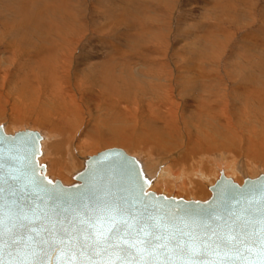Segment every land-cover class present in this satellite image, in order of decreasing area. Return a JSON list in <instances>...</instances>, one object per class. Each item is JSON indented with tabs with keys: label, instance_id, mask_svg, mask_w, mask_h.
Instances as JSON below:
<instances>
[{
	"label": "bare ground",
	"instance_id": "bare-ground-1",
	"mask_svg": "<svg viewBox=\"0 0 264 264\" xmlns=\"http://www.w3.org/2000/svg\"><path fill=\"white\" fill-rule=\"evenodd\" d=\"M133 2L134 10L120 11L135 12L129 15L131 24L140 21L131 25V32L127 31V36L133 35L130 40H145L134 48L143 56L139 61L127 45L118 48L117 44L110 46L100 40L97 43L98 39L79 49L80 40L86 36L85 24L81 25L87 17L83 0L1 3L4 12L0 11V55L4 58L0 57V119L7 125H17L25 117V110L36 114L35 123L48 127L47 132L38 129L42 135L39 161L46 165V173L52 179L65 173L73 182L72 174L79 170L75 167L80 161L74 155L67 164L53 160L50 155H56L58 143L50 139L57 135L52 133L55 130L88 151H94L92 146L114 144L128 154L145 153L147 160L154 161L152 156L156 158V154L167 157L164 168L158 172L155 167L163 160H155L157 165L147 166L152 170L147 173L146 161L136 156L138 153L132 154L152 179L149 189L167 196L204 200L220 171L238 183L247 176L245 168L260 171L257 165H264V39L254 33L246 34L235 46L239 51L233 50L238 60L226 64L233 74L225 71L221 76L217 66L220 61L216 64L213 60L217 52L212 47L221 45L222 49L231 36H226L222 19L210 23L209 16V24L205 19L191 25L187 33L179 29L178 41L187 36L194 44L210 49L195 46L183 50V54H191L182 59L187 63L181 69L180 59L175 62L170 60L171 53L166 56L170 51L166 32L169 28L162 5H169L171 0ZM215 8L211 5L210 9ZM148 10L154 22H149ZM212 13L215 17L216 12ZM110 17L109 12H101V26L110 24ZM115 25L120 26L118 22ZM142 28L144 36L140 35ZM112 35L117 38L118 32L114 29ZM249 39L255 50L252 45L247 46ZM123 58L128 60L124 62ZM248 102L251 112L244 108ZM74 151L78 154V150ZM89 155L83 157L82 164ZM43 157L47 161L42 162ZM60 178L57 179L63 183H71L66 176L67 182Z\"/></svg>",
	"mask_w": 264,
	"mask_h": 264
},
{
	"label": "water",
	"instance_id": "water-1",
	"mask_svg": "<svg viewBox=\"0 0 264 264\" xmlns=\"http://www.w3.org/2000/svg\"><path fill=\"white\" fill-rule=\"evenodd\" d=\"M42 135L37 130L25 129L13 134L6 133L0 125V205L5 203L8 191L17 193V201L23 197L25 202L37 200L32 187L26 180H34L37 186H43L42 200L37 202L47 209L53 206L59 210L76 207L84 198L91 202L111 199L127 206L131 211L171 215L189 219L185 213L201 209H219L227 204L229 210L243 213L240 219L231 217L239 226L247 220L260 218L262 205L258 199L259 189L264 185V172L243 178L241 183L226 177L221 171L219 177L210 186V195L204 200L185 199L167 196L149 189L152 179L145 173L140 160L123 149L112 147L103 149L83 160L82 167L72 174L73 182L63 183L52 179L46 173V165L40 163ZM243 191L246 198L241 200ZM65 224L72 214H63ZM227 219L228 217L225 216ZM54 219L59 220L56 216ZM167 229L155 230L149 239L150 246L134 245L136 237L125 236L128 243L106 248L94 246L95 234L88 230V240L83 233H73L74 241L56 243L53 232L61 231L59 223L53 226L51 220H34L32 227L36 232H23L17 247L0 244V255L6 262L18 259L35 258L39 264H87L95 261L103 264H207L221 258L225 264H259L260 244L256 229L259 225H250L242 231L232 233L235 240L231 243H219L221 233L201 231L186 227L178 221H169ZM71 230V226H69ZM139 229H137L138 231ZM47 241L42 243L41 241ZM115 244V241H109Z\"/></svg>",
	"mask_w": 264,
	"mask_h": 264
},
{
	"label": "rangeland",
	"instance_id": "rangeland-1",
	"mask_svg": "<svg viewBox=\"0 0 264 264\" xmlns=\"http://www.w3.org/2000/svg\"><path fill=\"white\" fill-rule=\"evenodd\" d=\"M83 2L85 3V4L83 3L84 4L83 5L84 10L83 11H86L87 17H85V20L83 18L84 23L81 25L85 24L83 27L84 28L83 31H86L85 32L86 36L83 37L82 40H80L81 42L79 44V47H80L79 49H81L82 46L86 45L88 42L91 44H95L96 40L98 39L97 43L100 40L101 42H103L105 44H110V46L112 44H117L118 48H124L127 45V47L129 49H131V51L133 50V53H134L133 57H139L138 61L141 59V57H143L141 55V52L137 51V53H136V49H134V48H135V45H142V43L145 40L142 39L141 41L136 42L134 40H130V38H132L133 35L127 36L128 35L127 31L129 30L128 32H131V30H132L131 25L139 24L140 21L136 20L135 23L131 24L130 19L132 17L130 18L129 15L132 13L135 15V12H132V13L128 12L127 13L124 11H120V9H123V8H133L131 10H134L135 7H134L133 0H83ZM219 2H221V3L219 4ZM1 3L4 4L5 0L0 1V11L4 12V9L2 8L3 4H1ZM126 3H128V7H125ZM216 3H218V4L215 5ZM211 5H214L217 8H215V10H211L210 9ZM220 5H221V7H220ZM162 9H164V11L166 12V14H165V18L167 20L166 27L169 28V29H167L166 32L167 33L169 32L167 40H168V43L170 45L168 47L169 48L168 50H170V51L166 54V56L169 57L170 53H171L170 60H172V61L174 60L176 62L177 58L180 59L181 64L178 62L177 63L181 69L184 68L185 64L187 63L186 59L184 61H182V59L186 55L191 54L190 51H189V53L183 54V50H186L189 47L199 46L198 45L199 43L197 45L194 44L193 42L189 41V39H187V36H185V38H182L178 41V39H177L178 31H179V29L186 30V33H187L188 32L187 30L189 28H191V25H194L195 23L198 24V22H203L205 19H207V20H205L207 24H209V22L210 23L211 22L216 23V21L218 22L219 19H222V24H224L226 26V36L227 37L231 36L229 43L225 44L222 49L220 48L221 45H220V47H218V46L212 47V49H216V52H217L213 55V57H214L213 60L215 61L216 64H218L217 62L220 61V63L217 66H218V70L220 71L219 75H221V76L222 75L224 76L225 71H227L228 74H233V73H231L232 72L231 67L226 69V64L228 62L238 60L237 58H239V57L234 55L233 50L236 49L235 46L236 45L238 46V44H240V40H242V38L244 39V36L246 34L254 33L255 36H258V39H264V0H220V1L219 0H171V3L169 5L167 3H164L162 5ZM44 10L48 11V9H44ZM75 12H78V11L75 10ZM101 12H109L111 14V17L108 20L110 24H105V25L101 26V22L104 21V19L102 18L101 22H100L99 17H100ZM212 12L217 13V14L215 13V15H216L215 17H214ZM19 13H21V12H19ZM25 13L29 14L28 12H25ZM46 13H48V12H46ZM92 13H95V15L92 16ZM146 13L148 14V16L150 18L149 22H151V21L154 22L155 18L151 15V12L149 11ZM52 14H55V12H53ZM150 15H151V17H150ZM29 16H30V14H29ZM227 16H229L231 18H229ZM208 17L211 19L209 22H208ZM143 19H144V17L142 18V20ZM117 22L120 24L119 27H117V25H115V23H117ZM110 25H112V26L110 27ZM143 27L146 29L145 25ZM144 28H142L140 35L142 34L144 36V32H145ZM114 29L118 32V36L116 35L117 38L112 35V31ZM141 37L142 36H140V38ZM2 38L3 37L0 36V42L3 41ZM248 38H249V35H248ZM195 40H197V39L194 38V41ZM252 41L253 40L249 39V41L247 42V46L252 45L251 44ZM195 42L197 43L198 41H195ZM161 43L164 44V41H161ZM183 43H184V45H183ZM130 45H132V46H130ZM174 45H176L175 48H174ZM243 45L244 44H242L241 46H243ZM199 47H200V49H203V50H205L207 48V47H204V44L200 45ZM255 49L256 48L253 46V50H255ZM209 50L210 49L208 48L205 51H209ZM236 50L239 51V49H236ZM258 51L261 52V50H258ZM2 52L3 51L0 48V54ZM0 57L3 60L4 56L0 55ZM5 57H6V54H5ZM1 58H0V61H1ZM130 59H134L135 61H137V59H135V58H130ZM126 60H128V59H126V58L122 59V61H124V62ZM145 61L146 60H144V62ZM242 61L246 62L248 65V61L246 59L243 58ZM216 64H215V67H216ZM262 65H264V64H262ZM130 67H131V65H130ZM219 67H221V68H219ZM142 68H144V67H142ZM87 79H89V77H87ZM224 79H225V77H224ZM3 82L8 83V81H3ZM228 82H227L226 86L229 88L231 86L230 85L231 81H228ZM133 88L134 87H132L131 89H133ZM120 91L126 92L123 90H120ZM25 104H27V102H25ZM139 104H140V99H139ZM254 105H256V103ZM244 108L251 112L250 102H248V104H246V106ZM22 111L25 112V114H24L25 117L23 118V120L18 122L17 125H15V124L12 126H10V124L7 125L6 122H3L2 119H0V125L5 127L4 128L5 132H12V130L14 132L15 129L16 130H22V129H26V128L27 129L30 128L32 130H37V131H38V129L41 131L43 130L45 132L48 131L47 126L42 127L38 123H35L34 118H35L36 114L34 112H28V111L26 112L25 110H22ZM27 121L29 123H27ZM52 133L57 134V135H54L53 137H51L50 140L52 143L57 141L58 145L56 144L57 145L56 149H57V153H59V154L56 153V155H55V152H54L50 156L53 158V160L61 162V164H67L65 162H67L68 158L70 160V157L72 155H74V157H76L75 159L80 158L79 164L77 163L75 169L76 168L80 169L82 167V159L86 155H88V154L91 155L92 153L99 152L102 149H106V147L107 148L108 147L109 148L116 147V146H114V144L100 145V146H94V147L92 146V149H94V151L92 149H91L92 151H88L89 148H87V147L81 148V146L79 147V143H77L78 144L77 145L75 142V145H74L73 140L68 141V136L66 134H62L58 130L52 131ZM54 137H56V138H54ZM58 140L60 143L58 142ZM80 142H81V140H80ZM66 145H67V147H66ZM58 146H59V148H58ZM95 147H96V149H95ZM84 149H86V150H84ZM59 150H60V152H59ZM74 150H78V154ZM80 150H81V152H80ZM71 152H73V153H71ZM133 153L135 155L138 153L136 156H139L141 159H143V162L146 161L145 168H146L147 173H148L149 167L153 168L157 165V164H155V160L156 161H159V160L162 161L163 160V162L160 161L161 164H159V166L155 167L158 169V172L162 168H164L166 166V163L168 162L167 157H162V156H160V154H156V158L154 156H152V159L154 161H152L151 159H148L150 161V164H147V163H149V161L147 159H145L146 158L145 153H144V156H143V153H142V156H140V152H138V151L129 152L130 155H132ZM216 154L217 153H212V156L216 155ZM225 154H226V152H225ZM50 156L47 158L50 159L51 158ZM60 156H61V158H60ZM227 156H228V154H227ZM227 156H225V157H227ZM47 158L43 157V159H41L42 162L47 161L46 160ZM163 158H165V159H163ZM64 159L66 161H64ZM165 160H166V162H165ZM62 161L64 163H62ZM163 163H164V166L162 165ZM147 166H149V167H147ZM257 166H259L258 168H261L260 171L257 168L253 169V168L247 167V169L245 168L246 171L244 170L245 174H247V176L252 177L250 174L255 176L262 171L264 172V165H257ZM151 172H152V170H151ZM50 175H54V174H50ZM64 175L66 176V180L68 179L67 181L71 182V179H70L71 177L69 175H66L65 173L63 175L61 174L59 176L55 175V177L56 178L61 177L60 179H64L65 178ZM240 177H241V179L243 178L241 175H240ZM66 180L64 179L63 181L67 182ZM159 188H160V185H159Z\"/></svg>",
	"mask_w": 264,
	"mask_h": 264
},
{
	"label": "snow or ice",
	"instance_id": "snow-or-ice-1",
	"mask_svg": "<svg viewBox=\"0 0 264 264\" xmlns=\"http://www.w3.org/2000/svg\"><path fill=\"white\" fill-rule=\"evenodd\" d=\"M26 184L32 187L37 195V200L25 202V199L20 197L18 202L17 193L13 190L7 192L5 203L0 205V244H5L7 247H17L23 232H36L37 229L31 226L34 220H44L46 223L51 220L54 227L57 223L61 225V231L53 232L56 243H65L66 236L68 241H74L73 233L76 232L83 233L85 240H88V230L92 229L95 234V240L92 241L94 246L105 245L106 248L118 246L121 242L128 243L127 240L123 239L125 236L136 237L133 241L134 245L150 246L152 241L149 237L155 230L169 228V221H178L186 227L201 231H211L213 235L219 231L221 233L219 243L221 244H231L235 240L232 233L258 224L256 233L260 244L259 255L261 259L259 264H264V185L260 187L258 196L262 205L260 218L255 221L247 220L238 226L235 221L231 220V217L236 215V218L240 219L243 213L237 214L229 210L227 204L210 211L201 209L185 213V216L189 217L187 220L163 213L145 215L139 211H131L127 206L111 199L91 202L82 198L81 202L71 209L59 210L55 206L47 209L46 205L42 207L37 202L43 199L44 187L37 186L34 180H26ZM239 195L241 200L246 198L243 191ZM69 212L72 214V218L65 224L63 214ZM56 216H59L60 219H54ZM225 216L228 218L226 219ZM69 226H71V230H69ZM137 229L139 230L137 231ZM109 241H115V244L109 243ZM41 242L47 243L46 240ZM0 264H10V262H6L0 255ZM11 264H39V261L35 258L31 260L23 258L15 260ZM67 264H72V262L68 261ZM87 264H96V262L89 260ZM103 264H111V261H104ZM164 264H167V261ZM193 264H198V262H193ZM207 264H225V261L221 258L218 261L207 262Z\"/></svg>",
	"mask_w": 264,
	"mask_h": 264
}]
</instances>
